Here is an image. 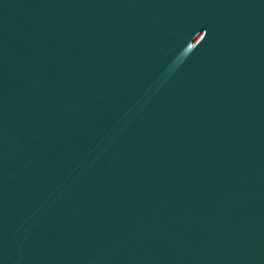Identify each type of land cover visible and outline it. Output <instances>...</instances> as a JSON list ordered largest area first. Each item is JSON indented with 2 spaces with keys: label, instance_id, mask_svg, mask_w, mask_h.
<instances>
[{
  "label": "water",
  "instance_id": "water-1",
  "mask_svg": "<svg viewBox=\"0 0 264 264\" xmlns=\"http://www.w3.org/2000/svg\"><path fill=\"white\" fill-rule=\"evenodd\" d=\"M0 264H264V0H0Z\"/></svg>",
  "mask_w": 264,
  "mask_h": 264
}]
</instances>
